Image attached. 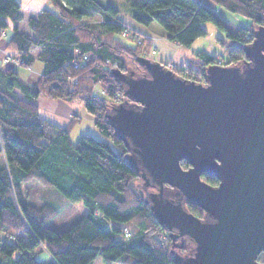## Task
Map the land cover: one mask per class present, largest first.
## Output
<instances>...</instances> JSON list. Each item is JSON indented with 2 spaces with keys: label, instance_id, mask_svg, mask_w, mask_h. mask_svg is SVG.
I'll return each mask as SVG.
<instances>
[{
  "label": "trees",
  "instance_id": "obj_1",
  "mask_svg": "<svg viewBox=\"0 0 264 264\" xmlns=\"http://www.w3.org/2000/svg\"><path fill=\"white\" fill-rule=\"evenodd\" d=\"M50 1L55 9L43 8L28 18L30 31H20V0H0V38L11 31L7 47L17 57L15 64L0 59V264H94L98 257L106 264H181L193 242L181 247L171 239L163 242L160 235L168 230L156 220L150 200L157 192H146L151 181L130 158V148L108 117L113 106L129 100L112 69L145 73L136 58L149 57L152 45L125 17L186 47L206 35L204 25L212 21L224 33L217 37L221 58L201 49L194 51L196 60L175 69L205 82L209 65L239 64L246 57L245 47L264 26V0H210L249 18L248 26L228 23L197 0ZM37 61L42 69L35 82L20 75L17 65L33 67ZM40 95L79 99L106 139L85 134L73 142L79 115L65 126L42 117L36 102ZM181 164L189 167L185 160ZM202 178L219 182L207 173ZM34 182L56 187L72 202L82 201L88 212L66 230L49 226L58 210L26 199V188ZM186 209L204 215L196 204L187 203ZM43 251L47 258H38Z\"/></svg>",
  "mask_w": 264,
  "mask_h": 264
},
{
  "label": "water",
  "instance_id": "obj_2",
  "mask_svg": "<svg viewBox=\"0 0 264 264\" xmlns=\"http://www.w3.org/2000/svg\"><path fill=\"white\" fill-rule=\"evenodd\" d=\"M245 52L239 64L209 65L205 82L146 56L136 58L143 74L111 71L129 100L108 117L158 188L150 197L156 220L174 247L183 246L179 237L193 242L181 264H264V26ZM167 186L179 200L166 197Z\"/></svg>",
  "mask_w": 264,
  "mask_h": 264
},
{
  "label": "rangeland",
  "instance_id": "obj_3",
  "mask_svg": "<svg viewBox=\"0 0 264 264\" xmlns=\"http://www.w3.org/2000/svg\"><path fill=\"white\" fill-rule=\"evenodd\" d=\"M31 1H34V0H23L25 4V6L23 7V12H24L23 14H24L25 19L20 23L21 29H29L28 18L36 10L35 9L36 5L33 6L31 4ZM47 5L50 8L55 9L53 3L50 0ZM215 11L222 19H224L228 23L233 24L235 26H242V25L248 26L252 22L249 18H246L240 14L229 12L220 6L216 7ZM138 25H141V24H138ZM141 26H144V25H141ZM204 26L207 30V34L204 36L198 37L194 41L192 46L186 47V46H182L175 42L177 45L176 46L177 49L174 50L175 52L174 58L176 60H179V59L188 60V59H191L192 57H193L192 58L193 60H196L197 57L195 56L193 51H198L201 49H205L209 53H212L213 55H217L219 57L221 56V54H224L223 47L220 45V43L217 40V37L219 36L224 37V33L220 29H218L212 21L206 22ZM150 39L151 41L153 40L151 37ZM124 40L129 44H132V45L135 44L133 42L134 39L132 37L124 38ZM3 42H6V41H3ZM1 43L2 42L0 41V59H2L6 63H11V64L17 63L16 52L7 47L8 43H5L4 46ZM148 53H149V58L155 60L154 56L156 53V48L153 45V43ZM188 54H192V56H188ZM129 62H131V60L127 59V63ZM165 64L169 66L174 65L175 66L174 70L177 67H179V65L176 64L173 59L169 60L168 63H165ZM184 65L185 64H183V66ZM17 69L22 77H24L25 79L29 81H35L36 78H31V75L35 74L34 71L39 72V70L42 69V63L40 61H37L33 67H25V66L17 65ZM39 76L40 74H38V77ZM55 100H58V99H55ZM72 102H74L72 104L76 106L77 108L79 109L83 108V104L79 99H74ZM79 115H80L79 116L80 119L78 120L74 129L71 132V138L73 142H77L79 137L85 134L93 135L95 138L99 140L106 139L101 134L97 126L95 125L94 117L92 115L88 113H84V114L80 113ZM112 146L114 149H116L114 145ZM152 186L150 187L148 186V189H146V192L147 191L150 192L151 189L158 192V188L154 185ZM26 189L27 190L25 192V196L28 201L36 204L37 206H41L46 203H49V204L54 205L57 208L58 210L57 216L48 223L49 226L51 227H55L60 230H66L69 227H71L77 220H79L86 212H88V207L82 201L80 202L70 201L54 186H47V185L41 184L40 182H34V183H31ZM181 243H183L184 245L185 242L184 241L181 242L178 240V244H181ZM45 255L46 257L44 259L47 258V254L43 251V252H39L37 257L40 259H43ZM95 262L96 264H106L100 257H98ZM113 264H120V263L116 262Z\"/></svg>",
  "mask_w": 264,
  "mask_h": 264
},
{
  "label": "crops",
  "instance_id": "obj_4",
  "mask_svg": "<svg viewBox=\"0 0 264 264\" xmlns=\"http://www.w3.org/2000/svg\"><path fill=\"white\" fill-rule=\"evenodd\" d=\"M201 3H204L210 7H212L213 9H216L215 4L212 3L210 0H197ZM21 4H22V12H23V7L25 6L23 0H20ZM49 3V0H34L31 1V4L35 6V12L32 13L31 16H36L38 14V12H40L43 8H47V9H51L47 4ZM24 13V12H23ZM25 19V17L23 18V20ZM22 20V21H23ZM21 21V22H22ZM125 21L133 26L134 28H136L138 31H140L141 33H143L144 35L151 37L152 43L156 48V53H155V60L161 61L163 63H168L169 60H174L176 64L179 65V67L183 66V64H186L187 62H190L191 59L188 60H176L174 58V50L177 49L176 48V43L173 41H170L167 38L158 36L157 34L152 33L148 28L138 25L136 24V22H134L133 19H131L130 17H125ZM20 22V23H21ZM19 23V25H20ZM29 27V26H28ZM20 31H30L29 29H21L20 26ZM10 33H6L3 37L0 38V41L2 42L1 44L4 46L5 43H7L8 41V37L10 36ZM6 41V42H3ZM194 53V51H193ZM188 56H192V54H188ZM33 71V70H32ZM41 70L38 71H34L35 74L31 75V78H36L35 81L37 80L38 74H40ZM32 81V82H35ZM38 106H39V111H40V115L58 125L61 126H65L68 124V122L71 120L72 116L77 114L79 115L80 113L84 114V113H88L86 111V109L84 108H77L76 106H74L72 103V101H63V100H55L52 98H49L47 96L44 95H40L37 100H36ZM89 114V113H88ZM80 116V115H79ZM46 257V255L43 257V259ZM96 264V262L94 263Z\"/></svg>",
  "mask_w": 264,
  "mask_h": 264
},
{
  "label": "flooded vegetation",
  "instance_id": "obj_5",
  "mask_svg": "<svg viewBox=\"0 0 264 264\" xmlns=\"http://www.w3.org/2000/svg\"><path fill=\"white\" fill-rule=\"evenodd\" d=\"M203 176V175H202ZM168 187V186H167ZM169 188V187H168ZM169 190L171 191L170 193H167V194H170V197H168V199L169 200H179V199H177V197H176V195H175V193H174V191H172V189L171 188H169ZM167 197V196H166ZM187 203H185V205H186ZM202 217H204V215L202 216ZM168 231V235H169V233H170V230L169 229H167ZM179 241H184V242H186V240H190L189 238H187V237H179V239H178ZM181 244H183V243H181Z\"/></svg>",
  "mask_w": 264,
  "mask_h": 264
},
{
  "label": "built area",
  "instance_id": "obj_6",
  "mask_svg": "<svg viewBox=\"0 0 264 264\" xmlns=\"http://www.w3.org/2000/svg\"><path fill=\"white\" fill-rule=\"evenodd\" d=\"M166 66H167L168 68H171V69H174V68H175L174 65H172V66L166 65ZM127 234H129V233L127 232ZM160 237H161V239L163 240V242H164L165 244H167L168 240L170 239L169 235H168V234H165V233L161 234Z\"/></svg>",
  "mask_w": 264,
  "mask_h": 264
}]
</instances>
